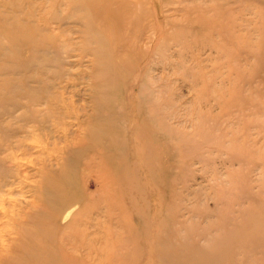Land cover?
I'll return each instance as SVG.
<instances>
[{
  "label": "rangeland",
  "instance_id": "374dc122",
  "mask_svg": "<svg viewBox=\"0 0 264 264\" xmlns=\"http://www.w3.org/2000/svg\"><path fill=\"white\" fill-rule=\"evenodd\" d=\"M132 1L0 0V264H264V0Z\"/></svg>",
  "mask_w": 264,
  "mask_h": 264
},
{
  "label": "bare ground",
  "instance_id": "6f19581e",
  "mask_svg": "<svg viewBox=\"0 0 264 264\" xmlns=\"http://www.w3.org/2000/svg\"><path fill=\"white\" fill-rule=\"evenodd\" d=\"M72 1L76 2L80 6V10L83 11L84 14L88 15L90 18H93V20H103L105 22H109L113 24L118 23V22L122 24L124 22L123 13H126V15H131L134 10L133 7H135V5L138 3L140 4V1L136 3V2H133L132 0H72ZM121 7L124 8L123 12L119 11ZM127 9L129 11H127ZM18 25L24 26L25 24L18 23ZM34 41L38 43L37 39ZM70 209H73V208L70 207ZM67 212L69 213L70 210L69 209L68 211L66 210V213ZM63 219H64V215H63L62 220ZM161 256L162 258H164L162 262H166L169 264L171 263L173 264H193L189 262V260H186L185 258L182 259L176 255H174V259L169 254H166V255L163 254ZM201 261L205 262L204 259H202Z\"/></svg>",
  "mask_w": 264,
  "mask_h": 264
}]
</instances>
